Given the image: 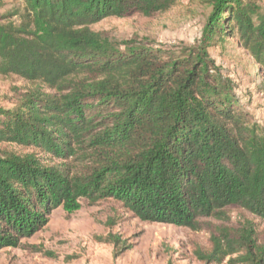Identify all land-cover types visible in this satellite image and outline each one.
<instances>
[{
    "label": "trees",
    "instance_id": "1",
    "mask_svg": "<svg viewBox=\"0 0 264 264\" xmlns=\"http://www.w3.org/2000/svg\"><path fill=\"white\" fill-rule=\"evenodd\" d=\"M178 3L21 0L0 14V75L31 84L0 108V250L57 207L112 199L144 222L206 229L204 264H264V229L223 224L232 208L264 219V127L209 50L236 39L264 75V0H208L200 39L178 53L92 29ZM98 239L132 248L110 230Z\"/></svg>",
    "mask_w": 264,
    "mask_h": 264
},
{
    "label": "rangeland",
    "instance_id": "2",
    "mask_svg": "<svg viewBox=\"0 0 264 264\" xmlns=\"http://www.w3.org/2000/svg\"><path fill=\"white\" fill-rule=\"evenodd\" d=\"M20 3L21 0H0V14ZM209 11L208 0H179L177 6L158 16L109 17L92 29L112 44L135 41L178 53L197 44ZM209 50L221 71L229 73L237 84L236 93L242 106L264 127V75L259 66L236 39ZM29 86L16 76L0 75V108L11 109L19 104ZM79 205L72 213L61 206L55 208L46 225L23 238L18 247L0 250V264H204L194 251L199 247L209 248L206 229L193 231L171 224L144 222L112 199L91 203L80 198ZM228 215L230 219L223 222L226 226L239 228L251 221L257 231L264 229V219L248 212L232 208ZM109 217L116 221L111 228L105 224ZM109 230L120 234L132 248L116 255L112 245L98 239Z\"/></svg>",
    "mask_w": 264,
    "mask_h": 264
}]
</instances>
